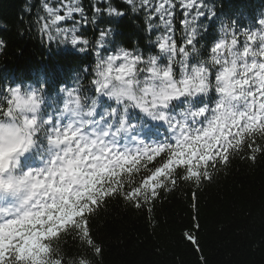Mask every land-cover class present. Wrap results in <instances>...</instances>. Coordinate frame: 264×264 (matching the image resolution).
I'll list each match as a JSON object with an SVG mask.
<instances>
[{
  "label": "snow or ice",
  "instance_id": "1",
  "mask_svg": "<svg viewBox=\"0 0 264 264\" xmlns=\"http://www.w3.org/2000/svg\"><path fill=\"white\" fill-rule=\"evenodd\" d=\"M126 2L132 12H144L150 34L158 32L154 40L158 54H150L145 59L138 50L114 46L113 51L105 55L109 44L115 45V41L110 39V29L101 30L94 45L96 60L89 89L82 92L79 87L69 89L65 86L61 90V96L70 92L83 97L86 108L91 103L98 105L93 116L85 119L98 121L99 127L90 123L84 128L73 125L69 129L67 118L60 120L59 131L71 138L73 147L77 146L80 136L89 133L88 142L80 144L79 151L64 161V164L71 162L72 170L77 173L65 192L37 195L19 210H5V204L15 207V198L10 199V190L0 189V264H45L47 257L52 258V264H64L63 258L54 253L50 245L69 232L80 240L85 252L102 255V248L91 236L89 217L107 198L120 195L136 209H146L151 214L152 202L158 198L160 190L169 191L170 186L177 184L178 168L184 169L180 179L192 181L198 187L202 181L211 180L210 167L215 168L217 163L226 166L230 156L243 146L249 149L251 154L247 159L253 162L257 152H264V146L256 143L257 136L264 139V52L259 39L264 31V15L258 19V31L240 32L245 37L242 46L236 21L225 23L219 18L220 35L208 50L207 58L217 56L223 49V58L227 60L229 44L234 45L233 51L244 54V59L237 62L235 77L230 78V83L239 81L235 91L238 97L235 114L221 121L217 115L220 93L216 85L218 77L222 78L230 65H203L209 70L208 79L203 82L209 88L207 97L215 93L209 105L203 99L207 97L199 90L200 82L192 78L193 68L201 67L200 59L191 62L192 54L199 52L196 44L202 18L215 17L214 7L205 0H139V8L137 0ZM177 6L184 17L182 44L174 38ZM94 12L107 15L108 23L117 25L125 15L110 3L103 8L94 6ZM77 15L84 17L80 0H59L56 4L40 0L36 21L39 34L49 45L55 42L84 52L89 41L77 34L81 21L64 26ZM162 59L167 63H162ZM177 66L179 74L175 71ZM153 68L168 70V87L156 94L142 93L139 89L150 83L153 75L150 69ZM159 75L164 77L165 73ZM113 85H119L121 90L130 88L133 94L123 103H117L108 96ZM14 90L15 86H10L5 92ZM93 91L95 95H91ZM105 98L111 103L105 105ZM149 121L152 126L166 129L163 139L150 134ZM49 127L57 128L55 115ZM93 128L95 134L89 131ZM136 175L139 179L133 183ZM51 183L56 187L62 181L53 178ZM193 200H196L195 193ZM184 235L192 244H197L190 232ZM77 264H89V260L81 257Z\"/></svg>",
  "mask_w": 264,
  "mask_h": 264
},
{
  "label": "trees",
  "instance_id": "2",
  "mask_svg": "<svg viewBox=\"0 0 264 264\" xmlns=\"http://www.w3.org/2000/svg\"><path fill=\"white\" fill-rule=\"evenodd\" d=\"M50 2L56 4L59 0ZM108 3L125 13L118 25L108 23L107 15L94 12V6L103 8ZM205 3L214 7L216 16L201 21L196 46L198 55L204 58L207 48L219 38V18L225 23L235 20L239 31L257 23L264 12V0ZM80 6L84 17L77 15L64 26L81 21L77 34L89 41L88 46L99 39L101 30L110 29V39L115 41V45L110 44L112 50L119 46L138 50L144 57L158 54L154 43L158 32L150 34L144 12H132L126 0H80ZM39 11L40 0H0V75L6 87L12 86L8 79L28 78L31 73L40 75L44 82H78L76 78L82 81L85 69H89L86 56L79 58L69 49L42 39L36 23ZM175 11L174 38L182 44L184 17L179 6ZM94 53L89 52L91 56ZM87 58L92 63L91 57ZM90 74L91 70L89 79ZM2 88L0 93L5 91ZM256 143L264 146V139L257 136ZM250 154L243 146L230 156L226 166L217 163L215 168L210 167L211 180L202 181L198 187L180 179L184 169L178 168L177 184L169 191L160 190L152 202L151 214L136 209L120 195L107 198L89 217L91 236L102 248V255L85 252L72 232L53 241L54 247L63 254L64 264L85 256L89 264H264V152H257L254 162L247 159ZM138 179L136 175L133 183ZM186 232L196 237L197 244L186 239Z\"/></svg>",
  "mask_w": 264,
  "mask_h": 264
},
{
  "label": "clouds",
  "instance_id": "3",
  "mask_svg": "<svg viewBox=\"0 0 264 264\" xmlns=\"http://www.w3.org/2000/svg\"><path fill=\"white\" fill-rule=\"evenodd\" d=\"M259 39L262 41L261 51L264 52V31L261 32ZM233 47L232 44L227 45V60L223 58L221 49L217 56L200 59V68H193L192 78L200 82L199 90L207 97L209 88L203 82L208 79L209 70L203 65L214 66L216 63L230 65V70L226 71L222 78L218 77L216 85L220 93L217 115L221 121L231 119L237 107L235 101L238 97L235 91L239 81L230 83V78L235 77L237 62L244 59V54L233 51ZM252 55L255 56L256 53ZM150 71L153 73L150 83L139 91L153 94L164 91L169 84L168 70L153 68ZM161 72L165 73L164 77L159 75ZM156 81H159V84ZM63 88L61 85L58 92H53L49 96L46 94L44 84L37 86L28 82L25 85H15L12 92L0 93V189L10 190V199L15 198V207L8 204L5 210H19L37 195L43 197L49 192L53 194L65 192L66 186L76 179L77 173L72 170L74 165L71 162L64 164V161L79 151L80 144L88 142L89 133L80 136L76 141L77 146L73 147L71 138L59 131L60 120L67 118L69 129L73 125L84 128L90 123L99 127L98 121L85 119L93 116L98 105L91 103L86 108L84 98L74 96L70 92L61 96ZM132 94L130 88L121 90L119 85H113L112 90L108 92L109 98L116 100L117 103H123ZM53 115L57 117L55 130L49 127ZM89 131L93 134L96 132L95 128ZM26 154H35L39 166L24 169L22 158ZM42 176L46 179L41 178ZM53 178L62 183L53 187L51 183ZM50 246L54 253H59L63 258L60 250L54 247V242H51ZM45 264H52V258L47 257ZM67 264H77V261L69 260Z\"/></svg>",
  "mask_w": 264,
  "mask_h": 264
}]
</instances>
